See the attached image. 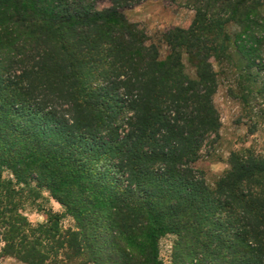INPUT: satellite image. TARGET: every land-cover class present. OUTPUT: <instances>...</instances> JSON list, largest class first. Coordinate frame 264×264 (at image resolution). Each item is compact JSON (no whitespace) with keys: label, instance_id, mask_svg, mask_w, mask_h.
Segmentation results:
<instances>
[{"label":"trees","instance_id":"1","mask_svg":"<svg viewBox=\"0 0 264 264\" xmlns=\"http://www.w3.org/2000/svg\"><path fill=\"white\" fill-rule=\"evenodd\" d=\"M101 1L0 0V256L166 264L159 240L172 234L170 264H264V157L232 154L215 186L198 168L222 125L218 30L262 27L249 12L263 0H215L158 40L124 13L143 0ZM33 182L74 226L25 215Z\"/></svg>","mask_w":264,"mask_h":264},{"label":"rangeland","instance_id":"2","mask_svg":"<svg viewBox=\"0 0 264 264\" xmlns=\"http://www.w3.org/2000/svg\"><path fill=\"white\" fill-rule=\"evenodd\" d=\"M208 1L191 0L188 4L187 0H143L132 8H125L124 13L130 21L145 29L149 37L158 40L162 31L173 26L189 28L195 19L197 7L211 11L216 8L217 5L207 6L214 4L215 0ZM107 6H110L107 0L99 3L100 8ZM227 9H220L226 18ZM259 9L264 15V0L262 5H256L250 10L251 18L259 14ZM260 21L264 24V20ZM218 31L225 32L215 40L219 49L224 46L225 52L219 59L215 57L219 52H215L212 57L218 79L213 100L219 110L222 125L218 135L213 134L204 142L198 165L207 183L212 186L229 168L232 154L264 157V25L260 27L253 24L244 32L240 23L230 21ZM250 32L256 39L247 36ZM227 33L231 36L229 40L224 39ZM166 49L163 48L164 53ZM184 61L187 71L195 76L196 68L188 63L187 57ZM4 176L10 175L6 171ZM36 185L32 183L34 191L27 192L24 198L25 215L36 223L55 214L60 216L59 223L63 228L74 226V218L67 214L66 208L52 196L51 191L45 187L37 188ZM175 239V235L166 234L159 240L160 256L166 264L171 263ZM2 245L0 241V248ZM0 264L25 263L15 257L0 256Z\"/></svg>","mask_w":264,"mask_h":264}]
</instances>
